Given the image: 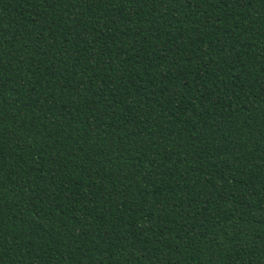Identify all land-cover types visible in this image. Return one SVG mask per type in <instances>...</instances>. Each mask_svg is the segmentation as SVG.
Here are the masks:
<instances>
[{
    "label": "trees",
    "instance_id": "16d2710c",
    "mask_svg": "<svg viewBox=\"0 0 264 264\" xmlns=\"http://www.w3.org/2000/svg\"><path fill=\"white\" fill-rule=\"evenodd\" d=\"M0 264H264V0H0Z\"/></svg>",
    "mask_w": 264,
    "mask_h": 264
}]
</instances>
